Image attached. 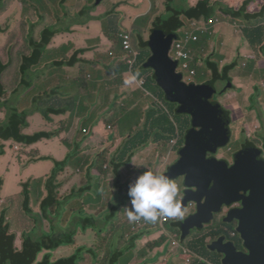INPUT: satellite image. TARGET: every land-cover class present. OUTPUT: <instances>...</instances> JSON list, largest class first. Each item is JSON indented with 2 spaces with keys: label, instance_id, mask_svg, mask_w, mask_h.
<instances>
[{
  "label": "trees",
  "instance_id": "16d2710c",
  "mask_svg": "<svg viewBox=\"0 0 264 264\" xmlns=\"http://www.w3.org/2000/svg\"><path fill=\"white\" fill-rule=\"evenodd\" d=\"M177 1L180 3L178 4ZM15 2L19 4V7H15ZM82 2L84 4L79 10L78 7ZM91 2L92 0H21L20 2L18 0H0V27L5 25L4 28H0V42L5 37L6 49L8 50L7 61L0 57V113L3 114L0 119V155L4 154L2 146L7 142L12 145H21L20 150L24 152V148L27 149L38 144L43 139L57 136L61 141L66 140V135L70 133L69 125L66 123L63 127L56 129L55 132L45 130L35 134H26L24 130L29 127L30 118L34 114H38L49 123L53 122L54 117L58 116L72 114L70 118L75 117V112L79 111L77 96L81 89L76 96L69 94V99L64 100L60 97L59 88L56 89L51 84L45 85L43 88L41 84V87H39L33 79H41L38 77V66L44 63L48 70L51 65L63 67L66 65L74 66L78 63L76 57H66L67 59L61 61L55 60V56H59L58 53L53 51L55 40L59 36L58 34L64 30L61 25L59 26L60 19L57 13L60 11L61 16L65 19L80 20L83 14L96 10L95 7L90 5ZM145 2L146 0H144ZM149 2L151 3L148 15L150 19L148 17L144 19L145 22L150 23L147 24L149 27L147 29L140 28L138 31V46L134 47L132 42L134 49L139 52L135 62L128 63L130 55L123 52L122 35L126 28L122 23L120 24L121 11L115 9L123 3L122 1L117 0L114 2L111 11L105 18L101 19V27L99 28L101 32L104 31L105 33L102 37L110 43L108 53L113 57L117 63L116 66L119 68L115 69L114 74L117 76L118 72L123 74L131 72L134 75L138 72L139 75L135 79L144 81L143 89L134 90L132 97L136 99L137 94L141 93L138 101L146 104L147 108L131 111L122 109L121 114L120 111L114 110V113L110 115L99 116L95 113L94 116L90 117L87 123L91 127L100 124L106 126L105 132L102 133L106 144L98 154L88 159L81 158V160L78 155H80L83 140L90 137L94 132L87 130L88 125L85 126L86 128L82 125L75 128L71 143H67L69 151L65 160L48 159L52 160L54 164L51 172L46 174L43 179L31 181L23 186V210L35 222L39 219L35 220L37 216L30 207L32 202L31 193L38 185L43 183L49 199H47L48 196L43 199L41 208L44 217L46 216L48 219L51 231H38L35 228L29 232H24L22 246L18 248L16 245L17 233L11 232L12 225L8 221V210H4L0 215V264H86L88 262L89 264H102V260L98 258L102 255L106 256L105 264H126V261L121 260V256L118 254L122 244L120 243V237L116 235L112 238H103L97 235L104 231L105 224L108 226L110 223V221H104L102 215L105 211L102 198L105 197L108 189L106 185L108 182H111V184L116 183L122 193L128 192L129 185L141 175L134 172L137 169L134 165L136 154L140 151H148V148L152 145H167L173 138H177L179 133L183 132V139L179 143L178 152L184 143V135L191 123L189 116H185L186 119H182L184 115L178 116L179 114L176 113L177 105L170 104L166 100L164 93L155 82L154 72L144 68V63L151 56L147 42L148 35L152 30L162 29L168 35L176 37L174 46L182 43L186 47V51L190 53L193 59L190 68L195 70L196 73L203 69L215 70L213 76L204 79L233 82L231 72L237 68V60L231 62L221 74L217 67L218 63L213 59V54L217 52V40L222 41L223 45L224 36L229 34L230 26L234 30L232 23H237V28L243 36L242 46L253 50L255 53V55L248 57L250 71H260V73L255 74L259 77L260 86L253 90L259 94L264 93V49H262L264 44V0L262 1L263 5H259L255 0H243L241 4L239 3L240 8L234 4L233 0H149ZM78 11H80L79 14ZM144 13L146 15V12ZM20 16L23 17L22 23L24 24L20 27L18 25L10 31L11 29L8 27L15 26L13 23ZM25 18L27 19L25 20ZM14 20L16 21L14 22ZM11 24L13 25L11 26ZM37 28L39 34H35ZM209 43L211 44L210 49H208ZM18 50L25 53L23 58L19 54L21 58L11 55ZM61 50L68 56L66 49ZM118 50H121V53L116 52ZM82 53L83 51H79L78 54ZM220 62L222 63V61ZM36 70L35 76L33 78L29 77L28 74L30 72L34 73ZM55 74L56 72L53 75ZM89 75L79 76V80L76 81L82 86L81 81L85 80L89 86L90 80L87 79ZM96 76L101 77V73H96ZM122 82L126 84L124 79H122ZM33 87L37 88V91L33 98L32 108L30 110L20 109V103L16 102L15 96L20 94L23 97V91ZM231 90H234V87L228 91ZM13 102H16V104H13ZM261 112L262 116L258 117L257 121L259 124L262 123L264 109ZM127 126L128 132L124 135ZM108 127L111 129L108 130ZM120 127L122 131H120ZM82 134H84L83 139H81ZM116 142H119V146L114 152L111 151V154H108L109 149ZM250 147L248 145V148ZM31 156H34V153ZM9 157L13 161V166H17L18 161L23 160V157L19 155H10ZM74 162L82 170V173H79V170L77 171L74 168L76 174L81 175L80 178L82 179L78 191L83 190L85 185L86 191L90 192L88 201L91 212L88 216H85L86 213L82 211L78 217L75 216L76 218L69 216L64 218V215L59 211L61 209L59 190L63 186L61 177L66 170L73 166ZM123 180L130 182L128 188H126V184L124 187L119 182ZM95 183L98 184L97 189ZM3 185L4 180H1L0 202L1 187ZM114 200L112 199V202ZM11 202L13 205L15 204L13 199ZM98 206L102 207L100 214L95 212ZM117 209L119 210L120 206L113 207L111 212L114 213ZM61 217L66 220L62 226H60ZM55 219L56 222L53 223L52 220ZM35 223L38 224V222ZM223 225L229 229L228 237L238 242V245L242 244V240L232 237V233L236 230V223ZM208 226L210 225L206 227ZM167 227L166 231L174 235L173 240L170 242L165 236L160 239V246L150 249L155 254H146L145 264H155L157 262L158 264H180L178 262L179 252L177 247L173 245L174 242L189 251L188 254L182 253L184 263L191 260V264H207L202 263L207 259L211 264H221L220 255L211 254L207 249V244L211 239L226 234L222 226L209 227V229L215 227L211 234H206L204 230H197L200 233L193 235L196 232L195 230L187 239H182L180 228L173 222L168 224ZM156 229L161 230V227L156 226L153 232ZM88 230L91 233L94 232L97 238L99 237L98 242L100 238L102 241L105 240L104 245L106 248H103L105 252L102 255L96 256L86 244L76 246V234L79 231L85 233ZM41 231L43 233L39 236L38 233ZM87 240L88 238H86ZM70 246L74 247L71 255L61 258L53 255L59 249H63L64 253L67 254L66 249ZM163 246L164 249L161 252L160 249Z\"/></svg>",
  "mask_w": 264,
  "mask_h": 264
},
{
  "label": "water",
  "instance_id": "95a60500",
  "mask_svg": "<svg viewBox=\"0 0 264 264\" xmlns=\"http://www.w3.org/2000/svg\"><path fill=\"white\" fill-rule=\"evenodd\" d=\"M174 39L162 29L152 30L147 43L151 56L144 68L155 73V80L168 101L179 105L178 114L191 118L179 159L166 173L175 180L183 178L188 190L183 205L187 208L189 203L196 204V213L181 226L182 239L193 230L210 225L214 214L220 213L223 206L242 201V208L232 209L227 221H239L238 232L250 254L235 252L234 243H226L224 237L212 243L210 249L218 251L214 249L216 243H224L225 249L218 251L225 257L222 264H264V162L255 159L251 153L260 152L249 150L248 146L234 156L235 164L231 168L225 162L208 158L209 154L228 147L232 140L229 113L212 102L214 96L232 88V82L210 80L201 85L184 82L183 75L177 72L178 61L171 57ZM209 188L208 198L202 203ZM241 192L249 195L243 199L238 197Z\"/></svg>",
  "mask_w": 264,
  "mask_h": 264
},
{
  "label": "rangeland",
  "instance_id": "374dc122",
  "mask_svg": "<svg viewBox=\"0 0 264 264\" xmlns=\"http://www.w3.org/2000/svg\"><path fill=\"white\" fill-rule=\"evenodd\" d=\"M18 1L20 2L21 0H18ZM97 1L98 0H92V2L90 3L91 6L95 7L96 9H98L100 12H102L104 14L108 13L109 10L111 9V3L109 2L110 0H105V1L101 2L100 4L97 3ZM112 1H117V0H112ZM118 1L125 2L122 4L123 10H121V11L126 13V14H129V12H134L135 5H139V2L135 3L136 0H118ZM146 2H148V0H146ZM146 2L144 3V0H143L142 4H140V7H139L140 10L143 9L144 6L146 8H149L151 3L149 2L148 6H146ZM177 3L179 4L180 2L177 1ZM15 7H19V4L16 3ZM78 9L80 10V7ZM142 15H144V14L140 13V18L137 21H133V23H135V25L133 24L134 29H133V38H132L134 47L138 46V44H139L138 31L140 30V28H143V29L146 28L147 29V27H149V26H147V24H150L147 21L146 22L144 21V19L147 18V16L145 15V18H142ZM129 17L130 16L127 15L125 19H129ZM22 19H23V17L20 16V17H18L17 21L14 20V22L16 21L15 23H13V24H15V26L8 27L9 29H11L10 31H12L18 25H19L18 27L22 26L24 24V23H22ZM26 19L27 18H25V20ZM148 19H150V16L148 17ZM91 21L92 22L94 21V17L91 19ZM13 24H11V26ZM4 26L5 25H2L0 28H4ZM17 30H18V28H17ZM37 30H38V28L36 29V31ZM93 32H98V28H93ZM14 35H16V34H14ZM150 35H151V33L148 35V40H149ZM238 37H240V35ZM97 38L91 40V44H98ZM224 39H229L231 41V44L233 46H231L229 48L232 51L226 52L225 50L228 48V46L224 47L222 45V41L217 40V52L215 54H213V59L215 62H217L219 64V66L217 64V67H218V70L221 74H223L224 69L228 65L231 64L234 57L236 56L235 50H236L238 44L232 35V26H230L229 35L226 34L224 36ZM210 46H211V44L209 43L208 49H210ZM6 47H7L6 38L4 37L3 40H1V42H0V57L2 59H4L5 61L8 60V50L6 49ZM262 49H264V44L262 45ZM21 52L22 51L18 50L17 52H15L11 55H15L16 57H20L18 54ZM123 52H126V51L124 50ZM252 52H253V55H255L253 50H252ZM171 56L172 57L174 56V50L171 52ZM223 60H226V61L223 64H220L219 62L223 61ZM39 71H40V68H39L38 72ZM214 71H211L209 69H203V70L197 71V73H195L194 75H190V72L185 71L187 76L184 79V82H186L188 84L196 83L197 85H200V83L203 84V83L211 80V79H204V78L213 76ZM36 73H37V70H36V72L31 74V78H33ZM103 76H104V74H101V77H103ZM154 76H155V73H154ZM231 77L237 78V79H233L234 90L228 91L224 95L222 94L223 96L221 94H219V95L214 97V101L212 100L213 103L220 102L224 106V108L231 113V116H232V126L231 127H232V131H233V133H232L233 137H232V140H231L229 146L226 147L225 149H221L220 152L217 154H212L213 156H216L220 161H222V160H228V161L232 160L233 161V157L236 154V151H238L241 148V142L244 141L245 138H248V137L252 138L260 146L264 147V121H263V123L259 124L257 122V114L251 113V110H250L251 108L249 107L250 106L249 98H254V101L260 105L259 108L264 109V93L259 94L258 92L253 90L256 87L260 86L259 77L254 75L250 71V68H244L243 63H241L240 69L238 71L232 72ZM113 79H118V78H113ZM119 81H120V79H119ZM97 90L99 91V89H97ZM36 91H37V88L33 87L31 89L23 91V93H22L23 97H21L20 94L15 96L16 102L20 103L19 104L20 109L30 110L32 108L33 98H34ZM117 91L120 93L123 90L117 89ZM235 92L241 93V94H243V96H239L240 98L238 100H236V95H234ZM16 102H13V104H16ZM90 102H91V105L89 106V108L95 106L93 110H96L97 114H98V110H100L99 113H103L102 111H110L112 113L114 110H118V111H120V114H121L122 109L131 111L132 109H135V108L142 109V110L147 108L146 104L134 106L133 103L128 102L126 100V98L121 99L118 96H115V98L113 100L111 99L109 101H107L105 99L104 103H102V101L98 98V96H96L92 100L90 99ZM177 111H178V108L176 107V113L178 114ZM178 116H182V115H178ZM185 116L186 115H184V118L182 117V119H186ZM2 117H3V114L0 113V119ZM141 120H142V118H141ZM243 122L249 123L247 125V128L250 132L246 131V133H245L244 131H242V128L245 129V127H246L245 125L242 126ZM88 126H90V125H88ZM255 126H256V128H255ZM190 127H191V123H190ZM251 129L259 131V133H261V131H262L263 133L261 134V136H259L258 132L251 131ZM45 130L55 132L56 128H55L54 123H49V122L43 120V118H41V116H39L38 114H34V115H32V117L30 119L29 127H27L24 130V133L35 134L38 132H43ZM74 130L75 129L70 131V133L66 136L67 141H69V142L72 141L73 136H74ZM89 131H91V130L89 129ZM120 131H122L121 128H120ZM127 132H128V126H127L126 132H124L123 134L126 135ZM184 134H185V131H184ZM83 135L84 134L81 135V139L84 138ZM92 136L95 138H92V139L86 140V141H85V139L83 140V145L80 148L82 150V154L78 155L79 159L90 158V157L84 156L83 153H85V155H87V156H93L94 151H97L98 146L101 144V143H98L97 141H95V139L98 140L101 138L100 134H98L97 136H94L92 134ZM178 139L179 140L183 139V132L179 133ZM184 141H185V135H184ZM103 142L104 141H102V143ZM245 142H246V140H245ZM13 146L14 145L10 144V142H7L4 144V146H2L4 154L0 155V181L4 180V185L1 187L2 197L3 198H10V197L14 196L13 200L15 201V204H16L18 199H17V197H15V195L18 194L19 199L21 201H23V195H22V192H24L23 186L32 181L31 178H28V177L31 176L32 172L36 171V168H31L29 170L28 166L30 164H32L33 162L34 163L43 162V165H45L44 167H47L46 165H51V164L50 163L47 164L46 162H53L52 160L51 161L48 160V159H52V157H50V156H56V158L60 161L62 159V157L67 155L69 148L67 146H63L61 139L57 136H54L50 139H43L40 142V144H36L34 147L31 146L29 149L24 148V152H21V150H19L17 152L14 151ZM16 146H18L21 149V145L18 144ZM118 146H119V142H116L115 144H113V146L109 149L108 154H111V151L114 152ZM178 147H179V145H177L175 147L173 154L169 158L171 165L173 163H175L179 158V155H178L179 151L177 152ZM31 149L40 150L39 154L41 156L38 158H32V159L27 158L28 152L31 151ZM87 150H90V151H87ZM169 151H170L169 150V143L167 145H160V144L152 145V146H150L148 151L144 152L141 155V158L139 160H137L136 167H138L140 169H142L143 167H148L151 169V167H154L155 163H158V161H159L158 157L166 158ZM161 152H162V154H161ZM46 154H48L50 156H44ZM10 155H12V156L13 155H19V156H22L23 158L25 157V159H23L20 164H18L17 166L14 167L13 161L9 157ZM64 160L65 159H63L62 161H64ZM74 168L76 170L79 169L78 164L76 162H74L71 169H68L65 173V175H66V177H68V179L72 178V171L74 170ZM119 182L121 183V181H119ZM176 182L180 186L181 195L183 196V190L185 189L183 179H179ZM79 186H80V184L72 183L70 186V192L71 191L74 192L75 190H78ZM106 186H108V189L106 190L105 197L102 198L103 209L105 211L102 215H103L104 221L108 222V221H111L116 215L118 217L119 210L112 213L111 209H113V207H118V206H120L121 208H125L127 206H130V199L128 198V196L126 194L122 193L119 190L118 184H116V183L111 184V182H108ZM95 187H96V189L98 188L97 183H95ZM37 191L40 194H37ZM47 196H48L47 193L44 194L41 191V186L36 187V189L31 193L33 203L37 204L41 210V212L38 214V213H35L33 211V209L31 208L32 211L34 212L35 216H37V218L35 220L39 219V221H35V222H38V224L33 222V220L28 215L25 214V212L23 210L24 209L23 203H22L21 208H19L17 211H12L11 215L13 217H15L16 219H20L22 217L28 216L30 218V220H28L27 222H28V226H29V228H31V230L36 228L39 231L41 227H43L45 229H49L48 222L46 221L43 223L44 215L42 212L41 203L39 204V201L42 198L46 199ZM47 199H49V196ZM61 199L63 201L62 206H66L65 202H64L65 196H61ZM112 199H115V200L112 202ZM37 205H34V206H37ZM110 205H112V206L109 209ZM62 206L60 205V208H61V209H59L60 212L64 209V207H62ZM194 211H195V207L189 206L185 215L191 214ZM95 212L97 214H100L102 212V207H100V206L96 207ZM41 214H42V216H41ZM70 217H71V215H70ZM148 224L152 225V223H148ZM104 229L106 230V224H105ZM116 231H117V229H111V231L109 233H107V236L110 238L116 236L117 235ZM88 233L90 234L91 231H89ZM198 233H200V232L196 231L193 233V235L198 234ZM160 236H161V232L158 233V235H156V237H158V238H160ZM102 237H104V233H103ZM129 238L130 237L127 236L126 239H129ZM75 241H76V246L85 245L86 237L84 235H82L81 233H78L75 236ZM100 245H102L101 238H100ZM127 246H129L128 243H122L121 244V247H127ZM17 247L21 248V246H17ZM176 247H177V250L179 252L178 262L180 264H186V263H184V260H182L183 257H182L181 249L178 246H176ZM163 249H164V246L162 249H160V251L162 252ZM144 250H145L144 244L139 243L135 252L130 251V252L126 253V255H125L126 264H131L133 261H136L138 264H145L146 257L144 255ZM66 251L68 254H72L74 251V247L70 246L69 248L66 249ZM53 255H54V253H53ZM40 258H41V256H40ZM221 264H222V261H221Z\"/></svg>",
  "mask_w": 264,
  "mask_h": 264
},
{
  "label": "crops",
  "instance_id": "0c3cea01",
  "mask_svg": "<svg viewBox=\"0 0 264 264\" xmlns=\"http://www.w3.org/2000/svg\"><path fill=\"white\" fill-rule=\"evenodd\" d=\"M103 1H105V0H101V2H103ZM141 1L143 2V0H136L135 3L139 2V5H135L134 12H129V14H126V13L121 11V10H123L122 4L125 2L121 3L120 5H118L115 8V9H117V11H121L122 16L120 19L121 20L120 24L122 23V25L126 28V30L124 32H126V31H132L133 32V28H134L133 24L135 25V23H133V21H137L140 18V13L144 14V15H142V18H145L144 12H146V16L148 17V15L150 13L151 5L149 6V8H146L144 6V8L140 10L139 7H140V4H142ZM233 1H234V4L238 7L240 1L239 0H233ZM109 2L111 3V9H112L113 8L112 6L114 5L115 1L110 0ZM83 4H84L83 2L80 4V6H79L80 10H81V7ZM148 4H149V0H148V2H146V6H148ZM111 9L109 10V12L111 11ZM145 9H146V11H145ZM79 13H80V11H78V14ZM108 13L104 14V13L100 12L98 9H96V10L92 11L90 14H88V13L83 14L82 17L80 18V20H78V19L77 20L76 19H65L61 16L60 11H58V13H57V15L60 19L59 20V26L61 25V28L64 30H62L58 34L59 36L55 40V44H54L55 48H53V51L55 53L59 54V56H55V60L57 61V60L65 58V57H69V58L76 57V59L78 60V63L75 64L74 66L66 65L63 67L51 65V66H49V70H48V67H45V63H44L43 65L38 66L40 68V71L38 73V77H40L41 79H33V80L35 81V83L39 87H41V84H42V88L48 84L53 85L52 87H54L56 89L59 88L60 89L59 90L60 97H62L64 100L69 99V96H68L69 94H73L74 96H76L77 93L79 92V90L80 89L81 90L77 96V99L79 100L78 101L79 111H76L75 117H72V118H70L72 114H68L66 116L63 115V116L54 117V121L50 122V123H54L56 129L63 127L65 123L67 125H69L70 131L75 129L77 126L80 127L82 125L83 127H85L86 125H90L87 122L89 121L90 117L94 116V114L97 112L96 110H93L95 106L89 108V106L91 105L90 99L92 100L94 97L98 96V98L102 101V103H104L105 99L107 101H109L111 99L113 100L115 98V96H118L119 98L122 99L125 97L126 93L128 91H130V89H131L130 85L132 82L133 74L131 72H128L125 74L118 72L117 76L114 74L115 69L118 68L116 66L117 63L115 62L113 57L110 56V53H108L109 49H110V43L107 41L106 38L102 37L103 34H105L104 31L101 32L99 29L101 27V25H100V23L102 22L101 19L105 18V16ZM127 15L130 16L129 19H125ZM93 17H94V21L92 22L91 19ZM93 28H98V32H93ZM229 30H230V28H229ZM228 33H229V31H228ZM232 35L238 44V46L235 50L236 56L233 59V61L237 60L238 66L233 71L234 72L238 71L240 69L241 63H243L244 68H250V65L248 63V57L253 55L252 50L246 49V47L242 46V37H243L242 33L240 31L236 30L235 26H234V30L232 27ZM239 35H240V37H238ZM96 38L98 40V44H91V40L96 39ZM223 46L224 47L228 46V48L226 50L224 49L226 52L232 51L229 47H231L233 45L231 44V41L229 39H224ZM61 49H66L68 51V56H66L65 53ZM79 50H84L83 54H78L77 51H79ZM116 52L121 53V50H118ZM225 61L226 60H223L222 63L220 62V64H223ZM45 62H46V58H45ZM263 66H264V62H263ZM47 72H48V74H47ZM55 72H56V74L53 75ZM251 72L254 75L256 73H260L259 70H254V72L253 71H251ZM96 73L104 74V76L103 77H97ZM31 74H32L31 72L28 74L29 77H31ZM87 74L92 75L91 77H90V75L87 77V79L90 80V85L88 86V83L85 80L81 81L82 86L79 85V83L76 81V80H79L78 77L84 76ZM113 78H118V79H113ZM119 79H121V80L119 81ZM122 79H124L125 81H130V82L127 83L126 85H124L122 82ZM232 79H237V78L234 77ZM42 88H40V89H42ZM97 89H99V91ZM109 89H111V90H109ZM117 89H120L123 91H121L119 93L117 91ZM140 97H141V93H138L137 98L135 99V102H134V106L139 105L138 99ZM141 104H143V103H141ZM135 109H137V108H135ZM99 112H100V110H98L99 116L100 115H110V114L114 113V111L112 113L110 111H102L103 113H99ZM263 119H264V115H263ZM88 128L94 132V134H93L94 136H97L98 134H100L101 138L98 139V141L102 140V138H103L102 133L105 132L104 130H105L106 126L104 127L103 124H100V125L95 126V127L88 126L87 130L89 131ZM85 141H86V139H85ZM61 142H62L63 146L64 145L67 146V143L68 144L71 143V141L69 142L67 140H64ZM38 144H40V143H38ZM35 145H33V147ZM29 148H27V149H29ZM13 149L16 152L20 150V148L19 147L17 148L16 145L13 146ZM30 152H32V153H30ZM33 153H34V156H31ZM39 153H40V150L31 149V151H29V153L27 155V158H29V159L38 158L41 156ZM44 156H50V155L46 154ZM66 156L62 157V159L60 161L65 159ZM50 157L59 161L56 158V156H50ZM23 159H25V157ZM17 161H18V158H17ZM21 162L18 161V164H20ZM46 163L47 164L50 163L51 165H46L47 167H44L45 165H43V162H36V163L33 162L32 164H30L28 166V169L30 170L31 168H36V171L32 172L31 176L28 178H31L32 181H37V180L43 179L46 176V174H49L51 172V170L54 166L53 162H46ZM66 171L62 174L61 181H62L63 186L59 190L60 196H65L64 202L66 205V206H62L63 201L61 199L60 205L62 207H64V209L61 211V213H62V215H64V218H66L68 216L70 217V215H71V217H75V216L78 217L82 211H84L86 213L85 216H88L89 213L91 212L90 208L80 207L78 204H72L73 199L78 200V201L80 200L82 202L84 201V196H83L84 191H81V194L77 195V196H73V191L70 192L71 184L72 183L80 184L82 179L80 177L74 176V175H72V178L68 179V177H65ZM38 186H41V191L45 194L46 191H45V187H44L43 183L38 185ZM37 194H40V193L37 191ZM15 197H17L18 200H17V203L13 205L11 200L14 198V196H12L10 198H3L1 195L0 215L4 210H8V221H9L10 225H12L11 230H12V232L17 233L16 234L17 235V241L16 242H17L18 246H21L20 245L21 240H22L21 236L23 235L24 232L31 231V228H29L28 222H27L28 220H30V218L28 216H26V217H22L20 219H16L15 217H13L11 215L12 211H17L22 206V201L19 199L18 194H16ZM43 199L44 198H42L39 201V204L42 203ZM34 205H37V204L33 203V201H32L31 202V208L33 209V211L35 213L39 214L41 212L40 207H38V205L37 206H34ZM41 216H42V214H41ZM64 218H62V217L60 218V220H61L60 226H62L64 224V222L66 221ZM43 220H44L43 223L46 221L48 222V219L46 218V216L43 218ZM52 221H53V223H55L56 219L52 220ZM44 231L48 232L50 230L44 228ZM89 231L90 230H88L85 233H82L79 231L78 233H81L86 238H88V240L86 241L85 244L88 245V247H90V249L98 251L95 248V246L97 245V239L98 238H97V236H94L93 233L89 234L88 233ZM42 233L43 232L41 231L38 233V235L41 236ZM55 255L57 258H61L64 256H69L71 254H68V253L65 254L63 249H59L56 252H54V256ZM86 264H89V262Z\"/></svg>",
  "mask_w": 264,
  "mask_h": 264
},
{
  "label": "clouds",
  "instance_id": "9594fccd",
  "mask_svg": "<svg viewBox=\"0 0 264 264\" xmlns=\"http://www.w3.org/2000/svg\"><path fill=\"white\" fill-rule=\"evenodd\" d=\"M242 1L243 0L240 1V4ZM255 1L258 2L259 5L260 4L263 5L262 0H255ZM88 14H90V13H88ZM233 24L235 26V29L238 30L237 23L234 22ZM39 33L40 32L38 30L37 31L35 30V34H39ZM128 33H131V44H132L133 32L132 31H126L123 33V35L128 34ZM122 40H123V38H122ZM179 44L181 45V50L185 53L187 58H182V59L176 58L177 45L178 44L176 46H174V44H173L171 52L174 50V56L173 57L171 56V57H172V59L178 61L179 66L177 68V72L179 74L183 75V78L185 79L187 76L185 71L190 72V75H194L196 73V71L190 68V64L191 63L193 64V59H192L190 53L188 51H186V47L184 45H182V43H179ZM132 47H133V45H132ZM79 51H84V50H79ZM79 51H77V53H79ZM135 51H137V50H135ZM19 55L23 58V56H25V53L21 52V53H19ZM63 59H67V58L65 57ZM63 59H60V61ZM184 65L187 66V69L184 68ZM138 75H139L138 72L133 75L132 82L130 85L131 89H130V91H128L126 93V95L124 97V98H126V100L128 102L133 103V105L135 102V99L132 97L134 90H136L138 88L143 89V85H144V81H137L135 79L136 76H138ZM154 79H155V76H154ZM232 81H233V79H232ZM129 82L130 81H125L126 84ZM155 82H156V80H155ZM126 84H124V85H126ZM156 84H157V82H156ZM158 87H159V85H158ZM233 87H234V85L232 82V88ZM229 89H227V91L225 93H223V95L226 94ZM161 91L164 93L165 98L168 101L165 92L162 89H161ZM234 95H236V100H238L240 98L239 96H243V94L238 93V92H235ZM147 97H149V96H147ZM138 102H139V105L141 103H143L142 101H138ZM216 103H218L222 106L223 111L229 113L230 118H231V126H232L231 113L229 111H227L220 102H216ZM171 104H174V103H171ZM175 105H177V108L179 107L178 104H175ZM259 106L260 105H253V104H250V106H249L251 108L250 109L251 113L257 114V121H258V117L262 116V112H261L262 109L259 108ZM252 109L257 110L258 113L253 111ZM263 121H264V119L262 120V123H263ZM190 122H191V120H190ZM248 124H249L248 122H245V123L243 122V124H242V126L243 125L246 126L245 129L242 128V131H244L245 133H246V131L250 132L247 128ZM189 128H190V126L187 128V130ZM255 128H256V126H255ZM107 129L110 130L111 128L108 127ZM187 130H186V133L188 132ZM231 130H232V127H231ZM251 131L257 132L256 130H252V129H251ZM232 133H233V131H232ZM262 133L263 132L261 131L260 134H262ZM92 138H95V137H93L91 135L90 137L86 138V140H90ZM95 141H97L98 143H101V144L98 146L97 151H94L93 156L98 154L100 149L103 146H105L104 144H106V140L104 138H102V140H100V141L95 139ZM102 141H104V142L102 143ZM180 141L181 140L178 139V136H177V138H173L169 143V150L170 151H169L167 157L166 158L158 157L159 158L158 163H155L154 167H151V169L148 167H143L142 169L137 167V169H135L134 172L139 173L141 175H139L131 184H130V182H127L124 180L121 182V184L123 186L126 184V188H128V185L130 184L129 188H128V192L125 191V193H124L130 199V206H127L125 208L120 207L119 212H118V217L116 215L110 221L108 226H106V230L104 229V231L101 234H97V235H100L102 237L103 233H104V237H108L107 233H109L111 231V229H117L116 233H117V236L120 237V243H128L129 244V246H127V247H121V249L118 251V254L121 256V260L126 261L125 260L126 253H128L130 251L135 252L139 243L144 244V249H145L144 255L145 256L148 253L155 254L154 252H151L150 249L157 247V246H160L159 245L160 239H163L165 236L169 239L170 242L173 240L174 235H171L169 232L166 231V229L168 228L167 225L170 224L171 222H173V224H175L177 219L183 220L188 207L195 205L194 203H189L187 208L183 205L182 202L184 201V198L187 195V191H188L187 188L184 186L185 189L183 190V196H184L183 197L181 195L180 186L176 182L179 179L175 180L166 174L167 171L169 170V168L174 164L173 163L171 165L169 158L171 157V155L174 152V147L179 145ZM172 142H174V143H172ZM183 146H184V143L182 144L180 149ZM17 148H18V146H17ZM180 149H179V151H180ZM220 150L218 151V153L220 152ZM87 151H90V150H87ZM143 153L144 152L140 151L136 154V161L134 164L135 166L137 164V160H139L141 158V155ZM237 153H239V152H237ZM80 154H82V150H81ZM83 155L86 157H93V156H87V155H85V153H83ZM80 169L81 168L79 167V169H77V171L79 170V173H82V170H80ZM72 175L78 176V177L81 176V175H77L75 170L72 171ZM181 179H183V178H181ZM183 183H184V180H183ZM81 191H84L83 192L84 201L82 202L80 200L78 201V200L73 199L72 204H78L80 207H88L89 206L88 195H90V192L86 191L85 185H84V189ZM81 191L75 190L73 192V196L80 195ZM185 192H186V194H185ZM88 208H90V206ZM148 223H152V225H149ZM180 225H181V223H180ZM156 226L161 227V230L156 229L153 232V229L156 228ZM11 232H12V230H11ZM160 232H161L160 238L156 237V235H158V233H160ZM12 233H14V232H12ZM14 234H16V233H14ZM93 234H94V236H96V234L94 232H93ZM127 236H129L130 238L126 239ZM181 237H182V233H181ZM98 239H99V237H98ZM104 241L105 240L102 241V245H100V241L99 242L97 241V245L95 246V248L98 251L91 249V251L96 256L102 255L105 252L103 249V248H106V246L104 245ZM173 245L178 246L181 249L182 253H184V254L189 253V251L187 249L179 246L177 242H174ZM99 248H101L100 252H99ZM98 258H100L102 260V264H105L106 256L102 255V256H99ZM204 262L205 261H203L202 263H204ZM191 263H192L191 260H188L186 262V264H191ZM205 263L211 264L209 262H205ZM131 264H138V263L136 261H133ZM155 264H158V262Z\"/></svg>",
  "mask_w": 264,
  "mask_h": 264
},
{
  "label": "flooded vegetation",
  "instance_id": "af4514ba",
  "mask_svg": "<svg viewBox=\"0 0 264 264\" xmlns=\"http://www.w3.org/2000/svg\"><path fill=\"white\" fill-rule=\"evenodd\" d=\"M195 84V83H194ZM215 97V96H214ZM213 101H214V99H213ZM249 102H250V104H253V105H259L258 103H256L255 101H254V98H249ZM253 110V109H252ZM253 111H255V112H257L258 113V111L257 110H253ZM190 129V128H189ZM188 129V130H189ZM187 130V131H188ZM258 135L259 136H261V134L260 133H258ZM245 140H246V142H245ZM245 140L244 141H242L241 142V148L238 150V151H236V153L237 152H240V151H242L246 146H251L250 147V149L249 150H256V151H259L260 152V154H255V153H251L252 155H255V159L257 158L258 159V161L259 162H264V147H262V146H260L259 144H257L256 143V141H254L252 138H250V137H248V138H245ZM185 142V141H184ZM235 156V155H234ZM259 156V157H258ZM208 158H215V159H218L216 156H213L212 154H209L208 155ZM219 160V159H218ZM220 161V160H219ZM221 162H225V164H227L228 165V168H231L232 166H234V164H235V159H234V157H233V161L231 160V161H228V160H222ZM212 186H213V184H212ZM209 191H210V188L207 190V197L206 198H204V200L202 201V203H204L206 200H207V198H208V194H209ZM185 194H186V192H185ZM184 194V195H185ZM249 195V193L247 194V193H245V192H241L239 195H238V197H241V198H245L246 196H248ZM184 197V196H183ZM242 205H243V203H242V201H238V202H235V203H233L231 206H223L222 208H221V211H220V213H215L214 214V218H213V221H212V223L210 224V226H208V227H206V226H204V228L203 229H195L196 231L197 230H204L205 231V233L206 234H211L212 232H213V230H214V228L215 227H213L212 229H209V227H211V226H214V225H220V226H222L223 228H224V231L226 232V234L225 235H220V236H218L217 238H215V239H211L209 242H208V244H207V249L211 252V254H217V255H220V254H218V251H222V250H224L225 249V247H224V243L223 242H220V243H216V245L214 246V249H218V251H212L211 249H210V245L212 244V243H214V242H216V241H218V239L219 238H221V237H224V238H226V243H230V242H233L234 243V245H235V248H236V251L235 252H242V253H244V254H247V255H249L250 254V252H248V250H246L245 248H244V245H243V242H242V244H240V245H238V242H236V241H234V239H232V238H229L228 237V232H229V229H227V228H225L224 227V225L223 224H228V223H236V230L232 233V237L233 238H237V239H240V240H242L241 239V235H240V233L238 232V225H239V221L238 220H236V219H233L232 220V222H228L227 221V219H228V216H229V212L232 210V209H240V208H242ZM194 207H195V209H196V204L194 205ZM194 213H196V210H195V212H193V213H191V214H188V215H185L184 216V218H183V220H180V219H177L176 220V225H177V227L178 228H180L181 229V226L185 223V221L192 215V214H194ZM180 223H181V225H180ZM48 226H49V224H48ZM50 228V227H49ZM40 230H42V231H44V228L43 227H41L40 228ZM39 230V231H40ZM195 230H193V231H195ZM193 231H192V233H193ZM191 233V234H192ZM190 234V235H191ZM190 235L188 236V237H190ZM17 236V235H16ZM22 237V236H21ZM187 237V238H188ZM186 238V239H187ZM16 245H17V242H16ZM20 245L22 246V240H21V243H20ZM225 257L224 256H222V255H220V258H219V260H220V262L222 261L223 262V259H224ZM205 262H209L207 259H205L204 260ZM212 262V261H211ZM210 263V262H209ZM213 263V262H212ZM214 264V263H213Z\"/></svg>",
  "mask_w": 264,
  "mask_h": 264
},
{
  "label": "built area",
  "instance_id": "2783aa9c",
  "mask_svg": "<svg viewBox=\"0 0 264 264\" xmlns=\"http://www.w3.org/2000/svg\"><path fill=\"white\" fill-rule=\"evenodd\" d=\"M123 38V47H124V50L126 52L129 53L130 55V58L128 59V63H133L136 61L139 53L137 51L134 50V48L132 47V44H131V33H128V34H124L122 36ZM176 58L177 59H182V58H187V56L185 55V53L181 50V45L178 44L177 45V53H176ZM184 68L187 69V66L184 65ZM174 143V142H172Z\"/></svg>",
  "mask_w": 264,
  "mask_h": 264
}]
</instances>
